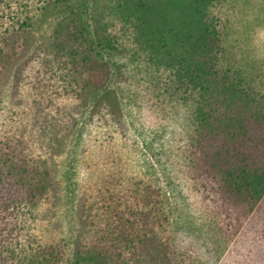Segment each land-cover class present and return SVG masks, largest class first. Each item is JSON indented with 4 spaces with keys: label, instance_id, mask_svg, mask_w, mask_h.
<instances>
[{
    "label": "trees",
    "instance_id": "trees-1",
    "mask_svg": "<svg viewBox=\"0 0 264 264\" xmlns=\"http://www.w3.org/2000/svg\"><path fill=\"white\" fill-rule=\"evenodd\" d=\"M217 3L0 0V264L219 263L208 230L230 244L264 197V93Z\"/></svg>",
    "mask_w": 264,
    "mask_h": 264
},
{
    "label": "rangeland",
    "instance_id": "rangeland-1",
    "mask_svg": "<svg viewBox=\"0 0 264 264\" xmlns=\"http://www.w3.org/2000/svg\"><path fill=\"white\" fill-rule=\"evenodd\" d=\"M2 9L3 5L0 4V18L2 16ZM171 9L176 12L175 6H172ZM176 9H178L177 5ZM216 11L220 19L221 32L224 35L227 57L238 67H242L244 70L259 76L258 80L261 82L259 89L264 93V0H218ZM48 149L50 148L44 149L43 146L37 144L33 146V154L37 159L42 156L43 159L47 160L45 166H50V170L51 166H54L55 161L49 159V154L51 153ZM104 168H107L105 173L108 177L116 175L115 173L119 170L118 166H104ZM56 176H60V174L57 173ZM70 182H72L71 187L76 189L78 193L90 188L89 184L84 182L81 176L79 177V174ZM227 198V203L225 201L224 204L231 206L233 210L234 208L242 210L244 207L241 198L236 193L230 192ZM200 205L201 203H199ZM46 207L47 205H39L32 212H27V210L26 212H21V215L18 217L19 224L25 227V229H21L20 237L22 238V235L27 234V237L25 236V239L22 241L25 246L29 239L33 241L38 238L43 229V227L39 226L38 221L34 223L31 220L33 218L31 216L34 215L36 219H39L42 214H46V212H43ZM246 208L248 209V207ZM256 209L255 217L248 220L243 232L230 244H226L216 225L208 230L210 238L220 244L224 251L219 263L215 264H264L263 196L260 202L255 205L254 210ZM251 215L252 213L250 217ZM189 237L186 231L181 235L182 240H189ZM191 245L198 247L197 241L192 242ZM196 254L199 262H195V264H204V262L208 261L202 246ZM209 264L214 263L211 260Z\"/></svg>",
    "mask_w": 264,
    "mask_h": 264
}]
</instances>
